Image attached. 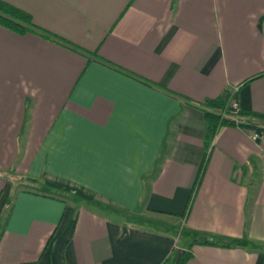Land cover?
Segmentation results:
<instances>
[{
  "label": "crops",
  "instance_id": "crops-1",
  "mask_svg": "<svg viewBox=\"0 0 264 264\" xmlns=\"http://www.w3.org/2000/svg\"><path fill=\"white\" fill-rule=\"evenodd\" d=\"M2 1L0 264H264V0Z\"/></svg>",
  "mask_w": 264,
  "mask_h": 264
},
{
  "label": "trees",
  "instance_id": "trees-1",
  "mask_svg": "<svg viewBox=\"0 0 264 264\" xmlns=\"http://www.w3.org/2000/svg\"><path fill=\"white\" fill-rule=\"evenodd\" d=\"M0 26L16 33L24 34L31 32L49 40H55L56 42L62 43V41L56 36L49 32L41 29L40 27L33 24L31 17L28 13L23 10L0 0ZM77 50V49H76ZM229 91H223L220 95L215 98H207L203 100V105L210 109H222L227 101ZM213 110L203 111L202 115L207 125L204 135V143L207 145L209 140L214 134V131L218 125H230V121L220 118L217 114L212 112ZM240 114H248L252 117L264 118L262 115L245 113L239 110ZM175 264H179L184 260V254L178 259L175 257Z\"/></svg>",
  "mask_w": 264,
  "mask_h": 264
},
{
  "label": "built area",
  "instance_id": "built-area-1",
  "mask_svg": "<svg viewBox=\"0 0 264 264\" xmlns=\"http://www.w3.org/2000/svg\"><path fill=\"white\" fill-rule=\"evenodd\" d=\"M234 92L235 90L229 92L224 107L219 109L216 114L222 119L229 120L230 125L246 131L250 139H264V118L240 114Z\"/></svg>",
  "mask_w": 264,
  "mask_h": 264
},
{
  "label": "rangeland",
  "instance_id": "rangeland-1",
  "mask_svg": "<svg viewBox=\"0 0 264 264\" xmlns=\"http://www.w3.org/2000/svg\"><path fill=\"white\" fill-rule=\"evenodd\" d=\"M218 110H213L212 112H214L215 114L217 113ZM32 187H36V186H33L31 185Z\"/></svg>",
  "mask_w": 264,
  "mask_h": 264
},
{
  "label": "water",
  "instance_id": "water-1",
  "mask_svg": "<svg viewBox=\"0 0 264 264\" xmlns=\"http://www.w3.org/2000/svg\"><path fill=\"white\" fill-rule=\"evenodd\" d=\"M181 253H182V252L179 251V252L177 253V256L179 257V256L181 255Z\"/></svg>",
  "mask_w": 264,
  "mask_h": 264
}]
</instances>
